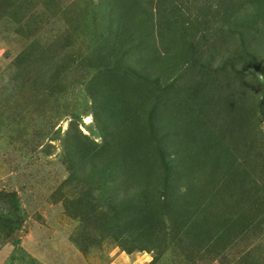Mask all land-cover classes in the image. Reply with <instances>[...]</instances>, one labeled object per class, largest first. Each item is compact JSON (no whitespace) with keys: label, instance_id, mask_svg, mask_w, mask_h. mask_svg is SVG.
I'll return each mask as SVG.
<instances>
[{"label":"rangeland","instance_id":"1","mask_svg":"<svg viewBox=\"0 0 264 264\" xmlns=\"http://www.w3.org/2000/svg\"><path fill=\"white\" fill-rule=\"evenodd\" d=\"M193 1L0 0V264H264V0Z\"/></svg>","mask_w":264,"mask_h":264},{"label":"trees","instance_id":"2","mask_svg":"<svg viewBox=\"0 0 264 264\" xmlns=\"http://www.w3.org/2000/svg\"><path fill=\"white\" fill-rule=\"evenodd\" d=\"M107 1V0H106ZM184 2V1H183ZM179 3V5L183 4ZM203 4H205V1ZM166 3H169L171 5L172 11L175 12V16L176 13H178V4L175 3V0H167ZM193 3H195V0L193 1ZM160 0H155V5H157L158 7L160 6ZM102 23L105 22L104 19L101 20ZM164 24V23H162ZM169 24V23H168ZM106 26V24H104ZM165 25V24H164ZM108 33H105V28L100 32V37H102V39L99 40L98 43V48L94 49L92 56H99V54H101V52H99L100 50H104V54L102 52L100 59H104V58H108L109 56V49L110 51L112 50V52L114 51L113 49V45L114 42L111 41L110 44H108ZM162 36V35H161ZM164 39V38H162ZM164 45L167 47L165 41L163 40ZM107 43V44H105ZM107 45V46H106ZM108 50V51H107ZM107 52V53H106ZM106 53V54H105ZM154 58H156L157 60L160 59L158 56H154ZM120 67V61H116L115 64L113 66H110L108 64L102 66L103 71H99V78L96 79V89H100L103 93V101L102 102H98L96 97H89L91 103H93V107L97 110L95 112V119H99V124L101 122L99 114H100V107L102 105H105V102H107V104H109V106L113 105L115 100H118V96L121 95V91L123 88V84L118 81L117 79L115 80L114 77L112 76L114 74V71L119 70L118 68ZM149 68V64L147 65V67H145V70H148ZM147 73H143L141 74L143 77V81L145 83V85L149 88V90L151 91L152 94H155V92H161L163 93V90L158 89L157 85L158 82L157 80H149L147 78ZM169 86V84H168ZM156 95V100L161 98V94L160 95ZM94 114V113H93ZM101 128H103V125H101ZM107 163V162H105ZM142 234V233H141ZM21 258L24 259V264H41L40 262H38L35 258H33L32 256L26 254L23 249L20 246H13V248L11 249V251L9 252L7 258L5 259V262L3 264H12L13 262L19 261Z\"/></svg>","mask_w":264,"mask_h":264},{"label":"crops","instance_id":"3","mask_svg":"<svg viewBox=\"0 0 264 264\" xmlns=\"http://www.w3.org/2000/svg\"><path fill=\"white\" fill-rule=\"evenodd\" d=\"M13 248V247H12ZM22 248V247H21ZM11 251V250H10ZM23 251L26 253V254H28V255H30L28 252H26L24 249H23ZM30 256H32V255H30ZM33 257V256H32ZM33 258H35V257H33ZM37 260V259H36ZM38 261V260H37ZM16 262H22V264H24V259L23 258H21L19 261H16ZM16 262H13V264L14 263H16ZM39 262V261H38Z\"/></svg>","mask_w":264,"mask_h":264}]
</instances>
